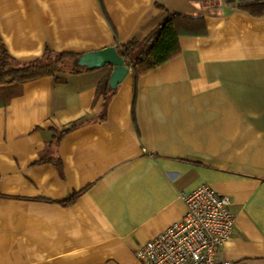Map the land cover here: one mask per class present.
<instances>
[{"label": "crops", "instance_id": "obj_1", "mask_svg": "<svg viewBox=\"0 0 264 264\" xmlns=\"http://www.w3.org/2000/svg\"><path fill=\"white\" fill-rule=\"evenodd\" d=\"M237 1L0 0L19 61L119 48L181 16L178 54L109 95L108 65L0 87V264H142L203 184L234 216L219 257L264 264V15Z\"/></svg>", "mask_w": 264, "mask_h": 264}, {"label": "built area", "instance_id": "obj_2", "mask_svg": "<svg viewBox=\"0 0 264 264\" xmlns=\"http://www.w3.org/2000/svg\"><path fill=\"white\" fill-rule=\"evenodd\" d=\"M181 219L136 249L142 264H232L219 257L234 229L230 198L203 184L184 196Z\"/></svg>", "mask_w": 264, "mask_h": 264}, {"label": "trees", "instance_id": "obj_3", "mask_svg": "<svg viewBox=\"0 0 264 264\" xmlns=\"http://www.w3.org/2000/svg\"><path fill=\"white\" fill-rule=\"evenodd\" d=\"M237 9L254 16L264 15V0H238ZM163 20L142 40H131L119 48L118 54L124 59L137 78L156 68L178 54L179 32L176 28L178 14L165 11ZM77 53L53 52L48 49L38 57L19 61L11 57L0 39V87L23 84L29 80L54 76L58 73H74L83 70L77 65ZM108 77L98 86V92L109 95ZM113 91V90H112Z\"/></svg>", "mask_w": 264, "mask_h": 264}, {"label": "water", "instance_id": "obj_4", "mask_svg": "<svg viewBox=\"0 0 264 264\" xmlns=\"http://www.w3.org/2000/svg\"><path fill=\"white\" fill-rule=\"evenodd\" d=\"M77 58V65L84 69L92 70L105 65L111 66V72L108 78V86L116 89L121 80L129 71L125 65L124 59L118 54L114 46H108L96 51L85 52Z\"/></svg>", "mask_w": 264, "mask_h": 264}]
</instances>
